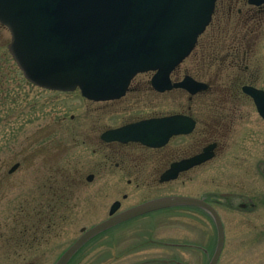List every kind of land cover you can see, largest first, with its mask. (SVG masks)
I'll return each instance as SVG.
<instances>
[{
  "label": "rangeland",
  "instance_id": "374dc122",
  "mask_svg": "<svg viewBox=\"0 0 264 264\" xmlns=\"http://www.w3.org/2000/svg\"><path fill=\"white\" fill-rule=\"evenodd\" d=\"M243 1L217 0L209 26L178 66L176 79L190 74L211 85L192 102L183 92L152 91L150 74L137 75L126 96L109 102L89 101L78 89L36 87L10 55L11 36L0 24V264H55L81 228L108 218L115 201L123 210L174 194L216 203L226 232L218 264H264V120L241 92L247 84L264 90V16L248 70L232 68L224 56L237 32V11L249 7ZM189 107L199 121L213 123L212 140L221 148L176 181L159 184L151 169L134 168L130 160L140 161V151L112 154L99 139L128 121ZM242 198L252 199L253 210H228V200ZM158 212L101 233L69 264H208L216 246L209 217L190 208Z\"/></svg>",
  "mask_w": 264,
  "mask_h": 264
},
{
  "label": "water",
  "instance_id": "95a60500",
  "mask_svg": "<svg viewBox=\"0 0 264 264\" xmlns=\"http://www.w3.org/2000/svg\"><path fill=\"white\" fill-rule=\"evenodd\" d=\"M216 1L0 0V24L11 35L9 53L25 79L36 87L60 92L79 89L91 101L117 100L126 94L137 74L153 71L151 84L156 91L181 88L195 95L206 91L208 85L189 76L172 83L170 74L194 50L212 20ZM247 1L255 6L264 4V0ZM242 91L253 99L264 120V91L252 86H244ZM171 121L191 120L182 115L154 118L105 131L101 139L159 147L171 135L159 130ZM180 132L185 131H173ZM212 149L173 164L160 182L174 180L179 172L210 160ZM18 167L15 164L9 173ZM92 179L93 175L87 177ZM180 206L202 208L212 217L217 242L208 264H217L225 241L220 215L204 199L186 196L151 199L117 214L120 203L115 202L110 217L81 228V235L55 264H68L88 241L115 225Z\"/></svg>",
  "mask_w": 264,
  "mask_h": 264
},
{
  "label": "flooded vegetation",
  "instance_id": "af4514ba",
  "mask_svg": "<svg viewBox=\"0 0 264 264\" xmlns=\"http://www.w3.org/2000/svg\"><path fill=\"white\" fill-rule=\"evenodd\" d=\"M244 1H246V0H244ZM246 3H247V5H249L247 1L245 2V4ZM237 13H238V17H237L238 21L236 23V26H238L237 32L235 34V37L232 38L233 43H231L229 45L227 53L224 56H226L227 59L230 58L232 60V62H231L232 64H230V66L232 68L233 67L234 68L239 67V69H240L242 67V65H244V69L246 72L248 70V65L246 64V62L248 61L249 57L252 54H254L255 47L257 46L259 38H260L259 35H260V30H261L260 29L261 23L263 21V16H264V5H262V6L249 5V7H247V9H244V8L239 9L237 11ZM143 74H150V80H149L148 85H149L150 89L152 91H154L153 88L151 87V82H150L151 78L153 76V73L147 72V73H143ZM177 76L178 75H177V69H176L171 74L172 82H178L181 79H183L184 76L193 77L190 74H184L181 79H178V78L176 79ZM135 78L136 77H134L132 79V81ZM132 81H131V83H132ZM131 83H130V85H131ZM206 84H208V89L205 92H207L211 86L210 83H206ZM247 85L252 86L251 84H247ZM243 86H245V85H243ZM243 86H241V92H242ZM253 87H255V86H253ZM171 91H179L181 93L183 92V94L187 95L188 100L190 102H192L194 100L195 96L205 93V92H201L199 94L191 96L185 90H182L179 88L173 89ZM154 92H156V91H154ZM127 93H126V95H127ZM158 94H163V93H158ZM245 96H247V95H245ZM190 109L191 108L189 107L188 111L170 114L171 116L172 115H182V116L190 118L191 121H171L170 124L163 125L159 131L163 134L171 133V135L167 138V141L162 146H159V147H150V146L143 145L139 142H127V143H121V142H117V141L105 142L101 139V135L109 129H106L105 131H103L99 135V139L101 140V142L104 145L108 146L107 149H110L112 154H117V151H119L123 156L127 157V156H130V153L132 151H140L141 155H142V159L140 161H136L133 158L130 160L132 163L135 162L134 168L137 170L139 169V171L142 169H145V168L151 169L152 172H154V174H157L159 184H166V183H169L172 181H176L181 177V175H184L186 173L193 171L197 167H200V166L206 164L210 160L205 161V162H203L197 166H193V167L189 168L188 170L179 172L177 178L174 180H169V181L160 183V178L175 163H178L182 160H187V159H190L194 156H197V155L203 153L204 150H206L208 147H211V146H213V149L211 151L214 153V157H215L218 150L221 148V144L218 141L212 140V136H213V132H214L213 123H211V121H199L196 117H194L191 114ZM170 115H164V116H159V117H148V118H142V119H137V120H133V121H128L121 126L131 124V123H135V122H139V121H145V120H148L151 118H164V117H167ZM121 126H118V127H121ZM118 127H115V128H118ZM223 127L225 128L226 131H228L231 126L229 125V123H227V124H224ZM110 129H114V128H110ZM176 130H182L185 132H180L177 134L173 133V131H176ZM127 151H129V154ZM116 166H118V164H116ZM155 179H156V177H155ZM127 183L130 184V181H127ZM176 195L189 196V195H182V194H176ZM163 196H171V195H163ZM163 196H157V197L149 198V199H146L140 203H143V202H146L148 200L155 199L158 197H163ZM123 198L125 199L126 195H124ZM199 198H201V199L203 198L205 200V202H207L208 204H210L212 206H214V204H216V203L211 202L210 200H208L204 196L203 197L201 196ZM119 203H120V201H119ZM140 203H138V204H140ZM138 204H135V205H138ZM135 205H133V206H135ZM254 205L255 204L253 203L252 199H250V198L247 200H243V198H242V200H239V201H233L230 199V200H228V204H226L228 210L238 208L243 213H244V211L253 210L250 208V206L253 207ZM133 206H130V207H127V208L121 210V208H120L121 203H120V207L117 210L116 214L123 212V211H125V210H127ZM177 208H181V209L190 208V209L199 210V211L203 212L204 214H206L209 217V220H211L213 222L212 217L202 208L193 207V206L192 207H182L181 206V207L168 208V209H177ZM168 209L158 210L159 211L158 213H160L161 211L168 210ZM151 213H153V212H151ZM151 213L145 214L143 216L150 215ZM140 217H142V216H140ZM224 229H225V227H224Z\"/></svg>",
  "mask_w": 264,
  "mask_h": 264
}]
</instances>
